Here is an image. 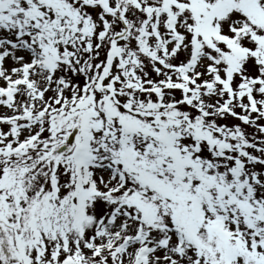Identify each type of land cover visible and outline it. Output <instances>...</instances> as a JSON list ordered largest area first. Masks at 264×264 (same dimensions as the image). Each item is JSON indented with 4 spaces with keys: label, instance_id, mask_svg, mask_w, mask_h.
Returning a JSON list of instances; mask_svg holds the SVG:
<instances>
[{
    "label": "rangeland",
    "instance_id": "obj_1",
    "mask_svg": "<svg viewBox=\"0 0 264 264\" xmlns=\"http://www.w3.org/2000/svg\"><path fill=\"white\" fill-rule=\"evenodd\" d=\"M0 264H264V0H0Z\"/></svg>",
    "mask_w": 264,
    "mask_h": 264
},
{
    "label": "bare ground",
    "instance_id": "obj_2",
    "mask_svg": "<svg viewBox=\"0 0 264 264\" xmlns=\"http://www.w3.org/2000/svg\"><path fill=\"white\" fill-rule=\"evenodd\" d=\"M174 18H176V17H174ZM169 21H171V22H173V18L171 17L170 19H169ZM176 24V21L172 24V26H171V24H169V26H171V28L174 26ZM169 37V34L167 35V38ZM18 47L19 46H16V48H15V50H18ZM21 48V47H20ZM22 49V48H21ZM6 60H4V65L3 66H5V68H4V70L6 71L7 69H8V67H6L7 65H6ZM64 151H66V150H64ZM60 152H62V151H60ZM101 172V171H100ZM109 225V226H108ZM113 225V223H108V224H105L104 226H108L107 227V231H109L110 229H108L110 226H112ZM150 240V239H149Z\"/></svg>",
    "mask_w": 264,
    "mask_h": 264
}]
</instances>
